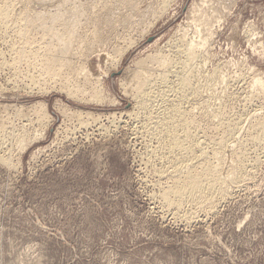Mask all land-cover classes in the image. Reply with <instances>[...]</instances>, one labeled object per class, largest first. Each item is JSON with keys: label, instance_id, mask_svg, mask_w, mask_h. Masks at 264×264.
Returning a JSON list of instances; mask_svg holds the SVG:
<instances>
[{"label": "rangeland", "instance_id": "1", "mask_svg": "<svg viewBox=\"0 0 264 264\" xmlns=\"http://www.w3.org/2000/svg\"><path fill=\"white\" fill-rule=\"evenodd\" d=\"M6 1L17 22L0 28V264H264V136L254 139L264 0ZM191 39L204 50L184 70ZM28 40L38 59L19 57ZM48 44L64 49L62 78L80 81L77 98L55 82L59 69L40 70ZM162 59L192 84L183 107L202 130L192 132L227 137L229 194L179 216L162 197L166 155L136 107L138 72L166 71L170 87L153 91L176 96L177 70L159 69ZM37 104L46 113H30Z\"/></svg>", "mask_w": 264, "mask_h": 264}, {"label": "bare ground", "instance_id": "2", "mask_svg": "<svg viewBox=\"0 0 264 264\" xmlns=\"http://www.w3.org/2000/svg\"><path fill=\"white\" fill-rule=\"evenodd\" d=\"M206 2L208 3V1H206ZM206 2H204V4ZM166 4L167 3H165V5ZM14 9L15 8H14L12 2L6 1V0H4V2L2 1V3L0 4V28L4 26L6 29V28H10V26H12L11 24H13L15 19H13V16L10 14H14L16 12V11H14ZM14 18H16V17H14ZM24 37H26V36L24 35ZM32 39H34V38H32ZM25 43H26V45H25L26 47L25 46H24V48H22L23 46L21 47L23 51L19 52V54H20L19 57L20 58H26V57L37 58V56H39V52L41 51L40 50L41 48L39 47L40 49H39V51L37 50L38 52L37 51L31 52V50H30L31 53H29V50H28V53L26 54L25 51H26V49H28L27 47H30L34 43L31 44L32 42L30 40H28V42L26 41ZM186 44H187L186 52H185L186 62L185 63L183 62L184 64H180V65H182V68L184 70L187 66H190L191 60L198 56V52L200 53L199 50L203 49L202 47L204 45V44L193 41V39H191L190 42H188ZM48 46H49V44H48ZM49 47H50V49L48 48L45 50L46 51L44 53L45 58H41L43 60V62L40 63V68H42L40 70L42 72H44L45 75L46 74L50 75L56 69H59L60 73L58 72L56 74V76L59 78V80L55 79V82H58V81L65 82L67 88L72 87V89L69 91V94L71 96H74V94L77 95L78 93H76V92L81 91V89L83 88V87L82 88L80 87L81 89L79 88L78 84L80 83V81L78 84L76 83L78 85V86H76V84L73 85V83L75 81H72L71 79H67V78H62L63 76H62L61 71L64 68L68 67V64H66L67 56L64 57V55H65V53L63 52L64 49L58 50V49L54 48L57 50V51L55 50L56 53L59 51H61L63 53V56H61V53L58 56L57 55L58 53L56 54L55 51H53L51 49L53 47L52 46H49ZM184 48L185 47H183V49ZM30 49H31V47H30ZM42 50H44V49H42ZM178 50H180V49H178ZM88 51H91V50L89 49ZM181 52H183V51H181ZM42 56H43V54H42ZM158 58H160V57H158ZM30 59H32V58H30ZM84 59H85V56H84ZM163 59H165V58H163ZM163 59L161 61L162 63H159L160 61L158 62L159 65L161 64L160 65L161 67L159 69H161L163 65H164V67L167 66V68L170 67V69L172 66L174 68V70H177V71H174V74H176V75L179 74V71L181 69L178 70L179 69L178 67H180V66L177 63H176L177 65H175L174 62H168L169 60L166 61ZM170 61H173V60H170ZM156 62H157V60H156ZM35 65H37V64H35ZM37 66H39V65H37ZM84 69L82 68V71ZM162 69H164V68H162ZM158 71H160V70H158ZM83 73L85 74L86 71ZM79 74L81 75L82 73H79ZM151 74H153V73H151ZM151 74L148 71L147 72L142 71V72H138L137 75L135 74V76L133 77V79H135V81L137 80L136 81L137 83L135 85L136 86L135 91H136L137 97L136 96L135 97L138 98V105L136 107L139 106V109H141L140 111L141 112L143 111L146 115L145 118H146L147 122L145 123V128H144L146 131L145 133H147L148 136H151L157 140L156 142L158 144H157L156 150H158L160 152L162 151L166 155L165 156L161 152L162 155L165 156V158L167 159V160L166 159H164V160H165V162L166 161L168 162L167 165L169 164V167H167V165H165L164 167L166 169L163 170V168H162L161 170H163L162 174L166 177V179L167 178L169 179L167 181L171 180V184L166 189H164V191L162 192V197H163L164 202H165L164 204L168 205L170 207V209H173L175 216H179L185 205L189 206L188 204H190L191 206L196 207V206H200V205L204 204L205 202L208 203L216 197H223L224 198V196L226 197L229 194V189H230L229 180H228V177L222 173V165H223L222 161H224L223 158L225 159V155H224L225 151L223 148L227 142V137H226V135H224L218 140L214 141L211 139L212 142H210V140H209V142L207 143L205 138H204L205 140L202 141V140H200V138L198 136H196V135H199L198 132L194 131L195 134L192 132V130H194L193 128L195 127V122H197V121H195L196 119L194 120V118H196L195 113H194L195 111H193V109L190 110V109H187L186 107H183V100L185 101V99L187 98V93H189L187 91H188V89H191V87H192L190 80H188L185 76L177 75V76H179V81H178V83L176 82L177 87L175 89H172V90L168 88L170 90L169 92L176 94L175 97H174V95H172L173 96V98H172V96L169 93H167L168 90L165 91V89H163L165 92L163 91V93H161L159 95L153 91V88H155L154 85L158 81H160L159 84H161V85L163 84L164 86L165 85L167 87L169 86L168 85L169 78L166 74V71H162V74L161 75L159 74L160 78H158L157 80L153 78V77H155V75L152 76ZM85 75H84V77H85ZM86 76H89V75H86ZM89 77H88V79H89ZM86 79H87V77H86ZM86 79H84V80H86ZM132 81H134V80H132ZM132 81L130 80L129 82H132ZM88 82H86L85 84H87ZM256 84H259L260 86H262V88H264V80L263 79H257ZM132 85H133V82H132ZM124 91H126V90H124ZM96 94H97V92H96ZM193 96H194V100H196L197 102H199V104H201L200 106L204 107L206 105L207 101L206 100L203 101V99L200 98L199 94L196 91L193 93ZM98 97L100 98V95L97 94V99H98ZM75 98H77V97H75ZM163 103L165 104V106L169 105V107L167 106L165 108H162ZM35 106L36 107H33L32 110L30 111V113L31 112H34L35 114L36 113L37 114L46 113L45 112L46 107L44 105L37 104ZM64 110H65V108H64ZM206 116H207V114H206ZM78 117L79 118L83 117V114L80 113ZM199 128H200V126H199ZM199 128H198V131L201 130V129L199 130ZM254 129H256L258 132L257 133L258 136L254 139L255 140L258 139V141H259V137L262 134L264 136V122L261 120V122H259V123H257V125H255ZM217 131H218V129H217ZM22 141H20V142H22ZM208 144L211 145L210 150L208 149ZM21 146L20 147L22 148V150H24L26 148V144H24V142L21 143ZM162 160H163V158H162ZM163 164H165V163H163ZM163 175H162V177H163ZM233 176L236 178V180L239 177V175L237 177V174H236V176L235 175H233ZM239 179L240 178H238V180ZM207 203H205V204H207Z\"/></svg>", "mask_w": 264, "mask_h": 264}]
</instances>
